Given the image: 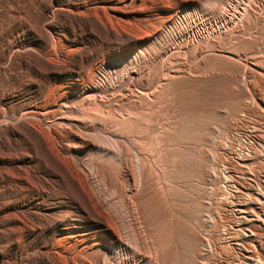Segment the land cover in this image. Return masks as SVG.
<instances>
[{
	"label": "rangeland",
	"instance_id": "374dc122",
	"mask_svg": "<svg viewBox=\"0 0 264 264\" xmlns=\"http://www.w3.org/2000/svg\"><path fill=\"white\" fill-rule=\"evenodd\" d=\"M96 138L151 157L143 180ZM262 195L264 0H0V264H259Z\"/></svg>",
	"mask_w": 264,
	"mask_h": 264
},
{
	"label": "bare ground",
	"instance_id": "6f19581e",
	"mask_svg": "<svg viewBox=\"0 0 264 264\" xmlns=\"http://www.w3.org/2000/svg\"><path fill=\"white\" fill-rule=\"evenodd\" d=\"M141 1V0H140ZM227 2H229V1H227ZM227 4H229V3H227ZM102 6V5H101ZM224 6V5H223ZM228 6H230V5H228ZM104 7H105V5H104ZM225 7V6H224ZM227 7H225V9H226ZM105 9V8H104ZM113 9V8H112ZM121 8H119L118 10H120ZM224 9V10H225ZM116 10V9H115ZM123 10V9H122ZM220 13H222V12H220ZM116 16V15H115ZM220 16V15H219ZM118 17V16H117ZM120 19H121V17H120ZM170 27V26H169ZM200 33H197L196 34V37H199L200 35H199ZM192 36V35H191ZM190 36V37H191ZM187 37L186 38V42H189L190 40H192L193 38L191 37ZM195 38V37H194ZM196 39V38H195ZM182 44V43H181ZM186 45V44H185ZM12 50V49H11ZM13 51V50H12ZM179 51V50H178ZM10 52V51H9ZM14 52V51H13ZM9 54V53H8ZM10 56V55H9ZM8 56H6V58H7ZM166 57V56H165ZM11 58V57H10ZM7 60H8V58H7ZM3 61H5V60H3ZM160 84V83H159ZM158 85V84H157ZM95 86V85H94ZM98 88V87H97ZM96 88V86L95 87H91L90 88V86H89V89L88 90H84L82 93H86L85 95H84V97H83V99H85L86 101H87V99L89 100V99H97L101 104H103V99L101 98V96H98L96 93L99 91V89H97ZM127 88V87H126ZM157 88V87H156ZM119 91V90H118ZM142 91V90H141ZM121 92V91H120ZM81 93V92H80ZM120 94V93H119ZM79 97V96H78ZM155 97V96H154ZM85 100H83V101H85ZM93 101V100H92ZM147 101V100H146ZM156 101V100H155ZM95 102V101H94ZM96 103V102H95ZM94 104V103H93ZM100 104V105H101ZM96 105H97V103H96ZM141 105V104H140ZM154 106V105H153ZM118 107V106H117ZM97 108V107H96ZM102 108H104V107H102ZM97 110V109H96ZM100 110H101V108H100ZM103 111V110H102ZM105 111V110H104ZM148 111V110H147ZM29 110H27V111H24L21 115H27V114H29ZM80 112V111H79ZM100 112V111H99ZM108 114V113H107ZM100 115V114H99ZM111 117V116H110ZM118 117V116H117ZM21 119V118H20ZM113 119V118H112ZM18 120H19V118H18ZM51 121V120H50ZM96 121V120H95ZM54 122V121H53ZM62 123V122H61ZM66 123V122H65ZM95 124V123H94ZM72 124H71V122L69 121V122H67L64 126L66 127V128H68L69 130H67V134H69V136L68 137H73L74 138V142H72V143H75V144H81V143H83V141L85 140L84 139V137L86 136V137H93L92 136V133H94L93 135H95L96 133H99L100 134V129L98 128V127H96V126H93V125H90L89 124V122H86V123H83V124H77L76 125V127L75 128H70V127H73V126H71ZM74 125V124H73ZM122 125V124H121ZM54 128H56L55 126H53ZM106 128V127H105ZM102 131V130H101ZM105 131V130H104ZM103 131V132H104ZM64 132V131H63ZM58 133V132H57ZM109 133V132H108ZM44 135V134H43ZM112 135V134H111ZM57 136V135H56ZM67 136V135H66ZM98 136V135H97ZM122 136V135H121ZM128 136V135H127ZM106 137H107V135H106ZM109 137V136H108ZM107 137V138H108ZM67 138V137H66ZM99 138V137H98ZM98 138H96L97 140H98ZM102 138H103V136H102ZM105 138V137H104ZM103 138V139H104ZM107 138H105V139H107ZM110 138V137H109ZM113 137H111L110 139H112ZM117 138V137H116ZM115 138V139H116ZM128 138V137H127ZM62 139V138H61ZM87 139V138H86ZM101 139V138H100ZM99 139V140H100ZM96 140V141H97ZM98 140V141H99ZM66 141V140H65ZM68 141V140H67ZM70 141V140H69ZM90 141V140H89ZM103 140L101 139V141H99L98 142V144L97 143H94V142H91L97 149H98V151L102 154V155H113V157L117 160V161H119V164H120V166L122 167V169H123V171L122 172H120L119 173V176H120V180H125V181H129V182H133V184L134 183H136L137 181H139V180H143V178L145 177V174H146V170H147V167H149V168H151L150 166H151V164H149V163H152L153 164V162L152 161H150L149 159L151 158H149V159H147L148 157H144V155H146V154H144V153H140L139 151H136V156L134 157L133 156V154L131 155L130 154V152L128 151V150H126V149H124L122 146H121V144L117 141V140H115V141H110V143L113 145V148H110V146L109 147H107V146H105V142L106 141H108V140H105V142H104V145H102L103 144V142H102ZM130 141V140H129ZM56 142V141H55ZM62 142V141H61ZM102 142V144H100ZM59 143V142H58ZM107 143V142H106ZM54 144V143H53ZM56 144V143H55ZM50 145V144H49ZM68 145V144H67ZM86 145H88V144H86ZM50 146H52V145H50ZM75 146V145H74ZM89 146H91V145H89ZM156 146H158V145H156ZM60 147V146H59ZM68 147V146H67ZM112 147V146H111ZM136 147V146H135ZM61 148V147H60ZM63 148V147H62ZM61 148V149H62ZM132 148V147H131ZM50 149V148H49ZM52 149V148H51ZM133 151V150H132ZM146 152H148V151H146ZM151 152V151H150ZM149 152V153H150ZM154 152L157 154V153H159V148H156L155 147V149H154ZM60 153V152H59ZM51 154H52V152H51ZM144 154V155H143ZM150 154H152V153H150ZM86 155V154H85ZM148 155V154H147ZM154 155V154H153ZM53 156V155H52ZM59 156V155H58ZM57 156V157H58ZM66 156V155H65ZM54 157V156H53ZM61 157V156H60ZM59 157V158H60ZM97 157V156H96ZM56 158V157H55ZM111 158V157H110ZM53 159V158H52ZM63 159V158H62ZM61 159V160H62ZM65 159V158H64ZM63 159V160H64ZM96 159V158H95ZM55 160V159H54ZM61 160H60V163H61ZM68 160H66V162H67ZM79 162V161H78ZM95 162V161H94ZM99 162V161H98ZM55 163H57V162H55ZM100 163V162H99ZM58 164V163H57ZM96 165H97V163H95ZM67 165V164H66ZM92 166V165H91ZM66 167V166H65ZM92 167H94L93 169H94V171H95V173L98 175V171L97 170H95V165H93ZM98 167V166H97ZM148 168V169H149ZM65 170V169H64ZM68 170V169H67ZM53 172V171H52ZM59 172V171H58ZM91 172V171H90ZM66 173V172H65ZM150 173V172H149ZM96 174H94V175H96ZM59 175V174H58ZM66 174H64V176H65ZM76 175V174H75ZM75 175H70V176H74V182H75V184L77 185V186H79L78 185V183H81L80 181H79V179H77V178H75L76 176ZM92 175V174H91ZM96 175V176H97ZM63 176V175H62ZM62 176H60L61 178H62ZM63 176V177H64ZM69 176V175H68ZM89 176V175H88ZM93 176V175H92ZM66 177V176H65ZM59 178V177H58ZM73 178V177H72ZM90 178H91V176H90ZM95 178V177H94ZM100 178H101V176H100ZM104 178V177H103ZM39 179V178H38ZM37 179V180H38ZM68 179H70V178H68ZM87 179V178H86ZM105 179V178H104ZM56 181V180H55ZM70 181H72V180H70ZM70 181H68V182H70ZM89 181H90V179H89ZM96 181H98V180H96ZM101 181V180H100ZM28 182V181H27ZM91 182V181H90ZM30 183V182H29ZM57 183V182H56ZM71 183V182H70ZM91 183H93V182H91ZM41 184V183H40ZM83 184V183H82ZM103 184V183H102ZM108 184H109V182H108ZM108 184H106V186L107 187H111L110 185H108ZM30 185V184H29ZM32 185V184H31ZM87 185H88V182H87ZM91 185V184H90ZM95 185V184H94ZM44 186V185H43ZM39 187L38 188V192H39V194H45V190H44V187ZM73 186V185H72ZM101 186V185H100ZM100 186H98L97 185V189H98V187H100ZM46 187V186H45ZM81 187V186H80ZM88 187V186H87ZM50 188V187H49ZM93 188V187H92ZM101 188H102V186H101ZM134 188V187H133ZM79 189V188H78ZM84 189V188H83ZM93 189H95V188H93ZM92 189V190H93ZM85 190V189H84ZM91 190V189H90ZM102 190V189H101ZM83 191V190H82ZM131 191V190H130ZM81 192V191H80ZM91 192H93V191H91ZM114 192H116V191H114ZM113 192V193H114ZM99 193V192H98ZM98 193H97V195H98ZM104 193V192H103ZM106 193V192H105ZM104 193V194H105ZM83 194V193H82ZM101 194V193H100ZM99 194V195H100ZM119 194H120V192H119ZM88 195V194H87ZM96 195V196H97ZM103 195V194H102ZM111 195V194H110ZM86 196V195H85ZM91 196H93V195H91ZM263 196V195H262ZM103 197V196H102ZM121 197H122V199H123V201H124V206H126V208L128 209V213H131L132 214V216L134 217V221H137V218H135V217H137L136 215H135V209H134V206H133V204H132V202L130 201V199L129 198H125L124 196H122V194H121ZM264 197V196H263ZM90 199H92L91 197H88V198H86V200H90ZM93 200V199H92ZM117 202V201H116ZM90 204V203H89ZM119 204V203H118ZM80 206V205H79ZM117 206V205H116ZM91 207H93L94 209H96V208H99V209H101V210H103V211H101V212H106V211H108L109 210V208L106 206V202H105V200L104 199H102V198H99L98 196H97V199H96V201L94 202L93 201V203L91 204ZM123 207V206H122ZM120 208H121V206H120ZM242 208V207H241ZM244 208V207H243ZM107 209V210H106ZM124 209V208H123ZM85 211V210H84ZM241 213H243L244 215H246V212H249L248 210H246V209H241V210H239ZM88 212V211H87ZM113 213V212H112ZM117 213H119V212H117ZM121 213V212H120ZM88 215H89V213H87ZM106 214V213H105ZM111 214V213H110ZM123 213H121V215H122ZM242 214V215H243ZM126 216V215H125ZM123 217V216H122ZM128 218V217H127ZM111 219V218H110ZM252 219V218H251ZM259 219V218H258ZM124 220V219H123ZM262 220H264L263 218H262ZM262 220H260V221H262ZM133 221V222H134ZM251 221H253V222H255L256 220H251ZM122 222V221H121ZM110 223V222H109ZM101 224H102V226H107L103 221L101 222ZM136 225V224H135ZM253 226H258V227H260V225L259 224H253ZM112 227V226H111ZM132 227V226H131ZM258 230V229H257ZM262 230V229H261ZM251 231V230H250ZM140 232V231H139ZM251 233V232H250ZM261 233V232H260ZM252 235V234H251ZM114 238V237H113ZM138 239H139V245H141L142 247H144V249H146L147 248V243L145 242V240L143 239V237H142V233L140 232V233H138ZM255 239V238H254ZM256 242H257V247H258V251H250V253H248L249 255H247V256H249V257H253V258H255V260L257 261V262H259V264L261 263V262H263L264 261V254H263V246H262V242H261V240H260V238L258 239L257 238V240H255ZM148 244H150V243H148ZM152 244V243H151ZM150 244V245H151ZM153 245V244H152ZM155 246V245H154ZM91 247V246H90ZM149 248H150V246H149ZM248 248V247H247ZM84 249H86V248H84ZM151 249V248H150ZM152 250V249H151ZM249 250V249H248ZM80 251H82L81 249L80 250H76V253H77V255H81L80 254ZM154 252V251H153ZM93 253V252H92ZM155 253V252H154ZM61 253H59V255H60ZM73 254H74V252H73ZM61 255H63V254H61ZM60 255V257H62ZM72 255V254H71ZM75 255V254H74ZM142 255V254H141ZM246 255V254H245ZM244 255V256H245ZM89 256H90V253H89V251H84V254H83V263L86 261V263H88V264H90V262H87L88 260H89ZM59 257V256H58ZM67 257H68V255H67ZM71 257V256H70ZM76 257V256H75ZM243 257V256H242ZM79 258H80V256H79ZM139 258V257H138ZM244 258V257H243ZM60 259V258H59ZM104 259V258H103ZM143 259H144V261H145V263H149V264H152V262H153V259H152V257L149 255V254H147V256L146 257H143ZM61 260V259H60ZM60 260H57V261H60ZM63 260L65 261V262H67V259H65L64 257H63ZM101 260V259H100ZM245 260V259H244ZM253 260V259H252ZM107 262V261H106ZM132 262H134V261H132ZM253 262V261H252ZM74 263H76V264H79L77 261L76 262H74ZM85 263V264H86ZM98 263V262H97ZM101 263V262H100ZM64 264H68V263H64ZM102 264V263H101ZM104 264H106V263H104ZM108 264V263H107Z\"/></svg>",
	"mask_w": 264,
	"mask_h": 264
}]
</instances>
